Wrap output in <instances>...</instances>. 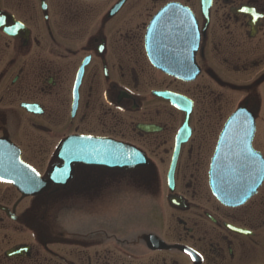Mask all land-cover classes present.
<instances>
[{"label":"flooded vegetation","instance_id":"af4514ba","mask_svg":"<svg viewBox=\"0 0 264 264\" xmlns=\"http://www.w3.org/2000/svg\"><path fill=\"white\" fill-rule=\"evenodd\" d=\"M239 109L264 159V0H0V264H264V181L237 208L209 187ZM100 141L144 165L78 161ZM122 182L164 199L155 223L89 219Z\"/></svg>","mask_w":264,"mask_h":264},{"label":"water","instance_id":"95a60500","mask_svg":"<svg viewBox=\"0 0 264 264\" xmlns=\"http://www.w3.org/2000/svg\"><path fill=\"white\" fill-rule=\"evenodd\" d=\"M119 6L120 4L113 12ZM163 16L164 14H161L151 22L147 31V40L151 41L154 37H165L166 34L171 35L169 31L165 34L162 30L169 28L163 25ZM158 68L167 74H174L172 68ZM185 70L187 72L188 69ZM184 71L181 72V76ZM173 99L175 98H172V104L175 103ZM253 134L254 116L244 109H239L227 120L218 139L210 164L209 187L213 197L225 207L236 208L245 204L256 194L263 183L264 159L252 148ZM75 148L78 161L87 165L94 164L120 171L144 165V160L136 150L105 141L95 144L81 142ZM63 149L64 147L60 151L66 150V148ZM171 174L172 172L168 176L169 186L172 182ZM62 178V170L55 169L50 180ZM15 186L18 187V185ZM174 202V198L169 199V203ZM152 241L154 240H149V242Z\"/></svg>","mask_w":264,"mask_h":264},{"label":"rangeland","instance_id":"374dc122","mask_svg":"<svg viewBox=\"0 0 264 264\" xmlns=\"http://www.w3.org/2000/svg\"><path fill=\"white\" fill-rule=\"evenodd\" d=\"M262 117L264 118V115ZM261 134L262 131L260 130L255 140V147L264 154V143ZM124 184L122 182L117 185L116 194L108 201L109 203H107L105 209H102L99 213L92 212L90 213L91 217H88L90 220H100V225L103 227L101 229L103 230L114 227H110V224L115 225L117 230L119 227L128 224L139 225L142 222L153 224L158 218V211L160 213L162 211L160 207L164 204V199L161 196L151 195L138 189H128ZM78 214V212L62 211L59 213V219L62 220L67 217L77 221L79 219Z\"/></svg>","mask_w":264,"mask_h":264},{"label":"snow or ice","instance_id":"6c2138e0","mask_svg":"<svg viewBox=\"0 0 264 264\" xmlns=\"http://www.w3.org/2000/svg\"><path fill=\"white\" fill-rule=\"evenodd\" d=\"M30 183H32V184H33V186H35V183H34V182H31V181H30Z\"/></svg>","mask_w":264,"mask_h":264}]
</instances>
